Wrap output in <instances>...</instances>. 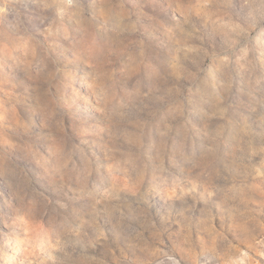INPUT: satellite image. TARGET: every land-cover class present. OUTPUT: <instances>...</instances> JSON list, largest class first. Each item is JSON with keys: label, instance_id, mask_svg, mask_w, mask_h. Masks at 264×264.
Returning a JSON list of instances; mask_svg holds the SVG:
<instances>
[{"label": "rangeland", "instance_id": "rangeland-1", "mask_svg": "<svg viewBox=\"0 0 264 264\" xmlns=\"http://www.w3.org/2000/svg\"><path fill=\"white\" fill-rule=\"evenodd\" d=\"M0 264H264V0H0Z\"/></svg>", "mask_w": 264, "mask_h": 264}]
</instances>
